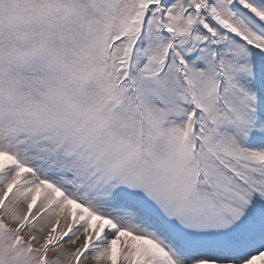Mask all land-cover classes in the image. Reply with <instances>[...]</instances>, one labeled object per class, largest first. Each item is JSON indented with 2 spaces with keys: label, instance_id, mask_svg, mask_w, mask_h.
Masks as SVG:
<instances>
[{
  "label": "snow or ice",
  "instance_id": "6c2138e0",
  "mask_svg": "<svg viewBox=\"0 0 264 264\" xmlns=\"http://www.w3.org/2000/svg\"><path fill=\"white\" fill-rule=\"evenodd\" d=\"M0 264H264V0H0Z\"/></svg>",
  "mask_w": 264,
  "mask_h": 264
}]
</instances>
